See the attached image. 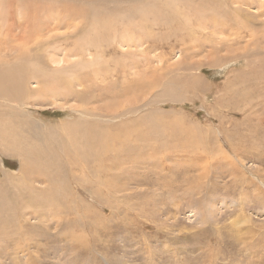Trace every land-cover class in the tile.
I'll return each instance as SVG.
<instances>
[{
  "label": "rangeland",
  "instance_id": "obj_1",
  "mask_svg": "<svg viewBox=\"0 0 264 264\" xmlns=\"http://www.w3.org/2000/svg\"><path fill=\"white\" fill-rule=\"evenodd\" d=\"M245 8L254 36L232 34L246 15L199 11L194 27L221 20L207 24L212 35L142 29L156 48L115 43L131 53L102 60L106 77L76 65L85 84L71 77L44 94L31 81L22 110L0 106L34 122L23 134L51 151L25 180L21 157L0 151V264H264V6ZM72 48L53 65L93 60ZM78 120L125 127L127 141L102 150L100 134L65 129Z\"/></svg>",
  "mask_w": 264,
  "mask_h": 264
},
{
  "label": "bare ground",
  "instance_id": "obj_2",
  "mask_svg": "<svg viewBox=\"0 0 264 264\" xmlns=\"http://www.w3.org/2000/svg\"><path fill=\"white\" fill-rule=\"evenodd\" d=\"M158 1L159 0H0V106L5 109V112L10 114L12 110L14 112L22 110L24 105L28 103L27 96L30 94L29 91H31V81H35L38 84L32 89L34 90L33 92L44 93L46 90H54L53 88L59 85H66L67 89L73 82L71 77L85 84V81L87 82L90 79V77L87 76V71L91 76L106 77V71L109 70H106V66L104 67L101 65L103 63L102 60L107 56H116V53H118V55H127L126 53H131L129 52L130 50L126 52L117 47L115 48L118 52L113 51L112 48H114L115 43H119L123 45V47L128 46L129 48H138V45H146L145 50L147 51L156 48L154 42H151L155 37H147L144 34H140L142 29L146 31L149 30L153 33L156 26L160 27L164 25L167 29L171 28L172 31L175 29L176 32L187 30V37H194L198 34L204 35L202 37L208 34L210 35L211 32L208 33L207 31V24L214 27L220 25L222 22H220L221 20H212L211 17H207L208 20L206 24L205 21H203L201 23L202 25H195L194 27L193 22L190 21L189 18L190 15L198 14L197 12L199 11H201L200 17L205 15V11L207 14L210 13L214 16L222 14V16L224 15L227 18L229 13L232 12L235 13V17H239L240 19L241 16L246 15L242 19L243 24L239 27L237 26L236 33L233 31L232 34H234L237 39L248 35L254 36V31L249 29V26L255 24L251 17L253 14L249 9L245 8V6H264L263 0ZM171 1H173V3ZM62 2L66 3L65 6L58 7L59 3ZM161 2H163L162 4L165 6L171 7L172 11L169 13L159 12L163 9L159 6ZM16 15H19V17H14ZM234 24L235 22L233 25ZM227 25H229V23ZM243 25L245 28H248V30L245 31ZM69 29H72V31L68 33L67 31ZM137 33L140 37L143 35L142 37L144 39L141 38V41L138 40L137 36H135ZM186 36L181 38L182 35H176L175 37L177 38L176 40L180 41L185 40ZM219 36L215 37V42H218ZM124 41H126V43H123ZM138 41L140 42L137 43ZM70 48L78 50V52L73 53L74 55H82L83 59H87L86 55H89L93 57V60L87 59L86 61L83 60V62L72 63L69 66L63 65L60 68L57 65H53L58 64L57 59L54 58V54H57V50L63 49L68 51L67 49ZM248 61L249 60H247V62ZM76 65H80L82 70H88L82 72L80 69H73ZM77 71H80V75L79 73L77 74ZM58 72H60V75H58ZM68 72H70V74H68ZM84 77L87 78L85 79ZM89 90L92 91L93 89L89 87ZM77 99L81 100V96ZM0 113V151L10 155L17 154L21 157L23 161L19 169L21 173L18 174V176L21 175L22 178L24 177L23 180H25L29 175L32 176L30 173L34 174L36 170H40L41 168L47 170L49 162L41 160V154L45 153L47 149L45 148V142V146L42 144L44 146L43 148V146L35 144L36 141H38L35 137L33 141H30V138L22 132L23 130L37 128L38 126H36L34 122L22 120L17 115L16 117L9 118L8 113ZM20 113L23 112H19V114ZM105 116L109 117V115ZM82 122L85 121L78 120L73 124L67 125L70 126L69 129L68 127H65V129L74 136L81 135L82 138L85 137V134L83 135L80 129H87L86 135L90 134L94 137H99L100 134L103 141H100V143H104L101 146L102 148L100 147L102 150H113L115 147L119 148L127 141L125 138L129 134L126 133L124 126L123 132H119V130H112V127L107 130L100 128L101 126L98 125V123L92 121L85 127V123ZM29 133H31V135H29L32 138L34 132ZM120 140L121 146H116L118 145L117 142ZM46 151V154L51 155L49 149ZM5 177L8 180L16 178V176H12L11 173H8ZM46 181L48 182L47 179ZM52 183L54 185V180ZM3 187L4 185L0 184V188ZM52 188L53 187L50 185L51 192ZM32 190L36 191V186H33ZM1 191L2 190H0V192ZM42 192L47 198L52 196V193L48 192V190ZM103 200L104 199H102V201Z\"/></svg>",
  "mask_w": 264,
  "mask_h": 264
}]
</instances>
